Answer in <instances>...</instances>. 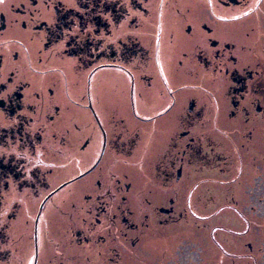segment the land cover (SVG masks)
<instances>
[{"label": "flooded vegetation", "instance_id": "1", "mask_svg": "<svg viewBox=\"0 0 264 264\" xmlns=\"http://www.w3.org/2000/svg\"><path fill=\"white\" fill-rule=\"evenodd\" d=\"M0 264H264V0H0Z\"/></svg>", "mask_w": 264, "mask_h": 264}]
</instances>
